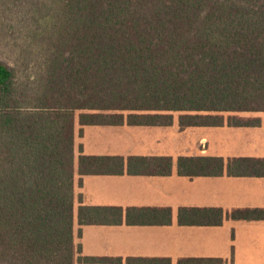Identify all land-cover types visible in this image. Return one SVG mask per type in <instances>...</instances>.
<instances>
[{
    "label": "trees",
    "instance_id": "trees-1",
    "mask_svg": "<svg viewBox=\"0 0 264 264\" xmlns=\"http://www.w3.org/2000/svg\"><path fill=\"white\" fill-rule=\"evenodd\" d=\"M43 3L46 10L36 7L15 38L17 60L27 59L23 70L0 59V258L107 261L73 254L80 252L73 246L75 118L80 126H167L177 113L180 129L259 125L237 113L264 112V0ZM16 6L0 0V12ZM117 161L79 155L78 174L120 173ZM146 161L129 157L127 171L170 173V158ZM177 173L264 177V157L183 156ZM120 210L79 205L77 221L118 223ZM169 214L126 210L129 223H168L150 218ZM224 217L260 220L264 208L182 207L177 219L220 225Z\"/></svg>",
    "mask_w": 264,
    "mask_h": 264
},
{
    "label": "crops",
    "instance_id": "crops-1",
    "mask_svg": "<svg viewBox=\"0 0 264 264\" xmlns=\"http://www.w3.org/2000/svg\"><path fill=\"white\" fill-rule=\"evenodd\" d=\"M241 117L259 119L252 114ZM263 125L260 120L257 126L180 129L175 116L167 126H80L76 122L73 240L80 252L75 259L89 256L108 260H74V264H264V219L224 217L220 225H182L177 219L182 207H213L225 212L264 208V177L226 173L188 177L177 173V160L183 156L264 157ZM79 155L119 157L122 172L79 175ZM131 156L147 158L146 163L154 157H168L170 173H130L127 163ZM79 205L117 207L121 221L79 225ZM132 207L167 209L168 218L150 219L170 221L129 223L126 210Z\"/></svg>",
    "mask_w": 264,
    "mask_h": 264
},
{
    "label": "rangeland",
    "instance_id": "rangeland-1",
    "mask_svg": "<svg viewBox=\"0 0 264 264\" xmlns=\"http://www.w3.org/2000/svg\"><path fill=\"white\" fill-rule=\"evenodd\" d=\"M45 1L46 0H15V4L17 5L15 7V12H0V59L15 65L19 70H23L27 59L22 56L19 60H17L18 55H20L19 51L21 49V45H16L15 38L19 36L20 31L23 32L24 35L26 27L22 26L25 21L33 16H37L34 13V9L37 7L39 11L42 10L41 4L44 5L43 2ZM3 9L6 10V6H3ZM45 10L46 6L44 5V11ZM39 55H41V53ZM237 114L241 116H244L245 114H252L259 117V119L264 122V112H242ZM177 115V113L174 114L175 117H177ZM76 122L77 118H75V123ZM73 246L75 250L76 244L74 243V240ZM0 264L6 263H4V261L0 258ZM7 264H17V258H9V262Z\"/></svg>",
    "mask_w": 264,
    "mask_h": 264
}]
</instances>
